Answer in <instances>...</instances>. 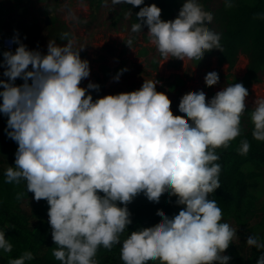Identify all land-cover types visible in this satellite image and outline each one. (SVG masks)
I'll return each instance as SVG.
<instances>
[{"label":"clouds","instance_id":"clouds-1","mask_svg":"<svg viewBox=\"0 0 264 264\" xmlns=\"http://www.w3.org/2000/svg\"><path fill=\"white\" fill-rule=\"evenodd\" d=\"M122 2L144 5V0H112L113 5ZM226 7H232L228 0ZM160 17L156 4L145 5L131 31L147 26L165 57L199 62L206 52L221 47L220 34L205 26L212 14L204 13L196 0H186L173 20ZM61 39L67 43L48 41L42 55L14 36L19 46L14 53L5 51L0 65L8 78L0 80V113L7 116V136L18 145L15 167L8 166L4 175L8 183L23 179L35 200L47 201L55 258L61 264H97L98 247L120 243V234L131 224L127 204L142 195L157 205L167 194L183 207L172 217L158 212V226L124 239L123 264H229L231 257L223 253L238 237L236 229L221 222L217 202L209 199L220 188L221 166L214 163L219 157L213 149L227 147L240 135L248 90L242 83L231 84L207 101L203 91L188 94L177 109L185 119L169 114L165 96L156 91L157 81L144 80L136 91L93 102L86 92L99 86H79L90 74L89 62L79 55L82 48H74L68 33ZM126 45L132 49L133 39ZM16 78L24 83L15 86ZM218 81L215 71L204 78L209 87ZM251 121L253 138L264 141V98L255 100ZM249 147L247 139L242 141L241 154ZM246 244L264 249L254 235ZM0 249L12 250L3 230ZM32 259L30 251L24 252L9 264ZM256 264H264V251Z\"/></svg>","mask_w":264,"mask_h":264},{"label":"rangeland","instance_id":"rangeland-1","mask_svg":"<svg viewBox=\"0 0 264 264\" xmlns=\"http://www.w3.org/2000/svg\"><path fill=\"white\" fill-rule=\"evenodd\" d=\"M165 1L167 10L161 14L163 21L175 19L186 2ZM259 1L264 2L228 0L232 7H226V0H196L204 13H211L213 16L212 21L205 26L220 36L235 24L248 7ZM144 3L147 4L148 0H144ZM136 19V12L131 5L123 2L113 5L112 0H0V65H3L4 61L3 43L6 37L15 36L28 50L39 51L43 55L47 54L48 41H55L63 46L67 39H61V36L68 33L74 48H82L79 52L80 58L89 62L90 74L82 79L79 86L87 88L89 83L99 86L98 90L88 89L86 92V95H92L93 102L106 95L136 91L144 80L157 81L156 91L165 96L166 103L170 106L169 114L174 119H185L177 111L184 96L203 91L207 101L225 86L242 83L248 90V96L245 100V112L241 114V133L223 148L230 150L237 141L252 133L254 124L251 121V112L254 102L264 98V65L254 81H243L247 72L248 46L231 60L221 58L219 51L213 49L206 52L199 62L187 59L179 61L158 52L147 34V26L142 25L141 32L133 33L131 27L137 23ZM129 38L133 39L132 49L126 45ZM18 46L15 43L11 52L14 53ZM125 68L127 70L115 80L117 73ZM4 71L5 67L0 66V80L7 82ZM212 71L218 73L219 81L209 87L205 85L204 78ZM23 83L20 78L14 81L15 86ZM2 90L0 88V91ZM6 127L7 116L0 113V202L20 222H48L49 205L46 200H35L34 194L27 191L26 181L23 179L19 183L6 182L4 173L8 166L15 167L14 154L18 147L17 143L7 136ZM239 171L248 185L245 197L239 204L218 205L222 211L221 222H226L236 229L238 237L233 239L223 255L231 257L229 264H256L264 249L248 246L246 240L250 235H254L264 242V161L243 164ZM172 198L176 199L175 196ZM182 207L178 206L174 214H178ZM160 223L158 220L142 227L141 230L154 228ZM48 225L50 226L49 222ZM131 233L127 226L120 234L121 242L114 244L111 249L104 248V255L112 259L121 251L117 247H121L123 240ZM30 242L31 239L26 236L22 254L29 251L33 254V259L26 261V264H61L53 255L57 246L52 244V250L48 251L47 247L39 249V243ZM100 255L96 254L94 257L97 264H115L113 259L108 261L104 255ZM16 258L18 256L14 252H4L0 249V264H9L11 259ZM151 264H159V261H153Z\"/></svg>","mask_w":264,"mask_h":264},{"label":"trees","instance_id":"trees-1","mask_svg":"<svg viewBox=\"0 0 264 264\" xmlns=\"http://www.w3.org/2000/svg\"><path fill=\"white\" fill-rule=\"evenodd\" d=\"M151 4H156L161 9V14L167 10L165 0H148L147 4L132 6V8L137 13L141 7ZM220 38L221 47L216 50L219 51V56L225 60L233 59L240 50L245 49L247 46L249 47L247 72L243 81L245 83L254 81L261 66L264 65V2L259 1L255 5L248 7L235 24L221 34ZM245 139L249 142L250 147L246 154H241V142ZM213 151L219 157L214 163H218L221 166L219 173L220 188L210 193L209 199L215 200L217 205L239 204L245 197L248 188L246 180L239 171V167L250 162L264 161V141L255 140L252 133H249L243 139L237 141L230 150H225L221 146L213 149ZM99 194L103 195V193ZM175 201L176 199L167 194L160 198L157 205L150 204L142 195L134 198L127 204L131 219V224L128 225L129 233L141 230L142 227L158 221L159 219L156 215L158 212L169 217L176 215L174 212L178 210V205ZM118 206L121 205L118 203ZM132 225L133 228H131ZM9 228L13 229L10 230ZM0 230L5 231V238L12 245L10 252H14L18 258L22 255L23 242L26 236L31 239L30 243H39V249L47 247L48 251H51L53 248L52 244L57 246L52 239V230L47 223L37 221L30 224L25 220L20 222L8 212L7 207L1 202ZM121 247H117V249L119 250ZM105 252L104 247L99 246L96 254L99 256L102 254L103 256ZM104 258L108 259V261L111 259L107 255H104ZM112 259L115 264H123L120 251Z\"/></svg>","mask_w":264,"mask_h":264},{"label":"built area","instance_id":"built-area-1","mask_svg":"<svg viewBox=\"0 0 264 264\" xmlns=\"http://www.w3.org/2000/svg\"><path fill=\"white\" fill-rule=\"evenodd\" d=\"M14 44H15V42H13V37H6L4 39L3 49L5 51H13Z\"/></svg>","mask_w":264,"mask_h":264},{"label":"crops","instance_id":"crops-1","mask_svg":"<svg viewBox=\"0 0 264 264\" xmlns=\"http://www.w3.org/2000/svg\"><path fill=\"white\" fill-rule=\"evenodd\" d=\"M40 221H42V222H45V223H47V224H48V222H46V221H44V220H40Z\"/></svg>","mask_w":264,"mask_h":264}]
</instances>
